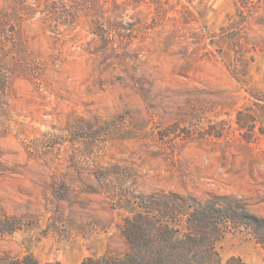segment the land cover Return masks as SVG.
I'll list each match as a JSON object with an SVG mask.
<instances>
[{"label": "rangeland", "instance_id": "obj_1", "mask_svg": "<svg viewBox=\"0 0 264 264\" xmlns=\"http://www.w3.org/2000/svg\"><path fill=\"white\" fill-rule=\"evenodd\" d=\"M213 199L257 218L222 259L264 264V0H0V264Z\"/></svg>", "mask_w": 264, "mask_h": 264}, {"label": "trees", "instance_id": "obj_2", "mask_svg": "<svg viewBox=\"0 0 264 264\" xmlns=\"http://www.w3.org/2000/svg\"><path fill=\"white\" fill-rule=\"evenodd\" d=\"M235 208L231 203L224 206L213 199L200 204L180 220L169 215L136 214L127 219L121 229L126 241L124 251L89 257L82 264H247L237 256L223 260L217 249V241L225 233V224L244 225L246 219L257 220L245 210L239 213ZM168 217L175 223L182 222L183 230L164 224ZM13 264L40 263L25 258Z\"/></svg>", "mask_w": 264, "mask_h": 264}]
</instances>
